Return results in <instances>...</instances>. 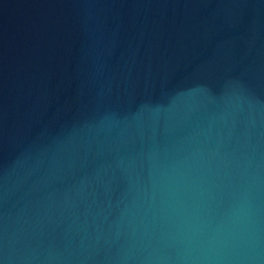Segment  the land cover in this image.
<instances>
[{
	"label": "water",
	"instance_id": "obj_1",
	"mask_svg": "<svg viewBox=\"0 0 264 264\" xmlns=\"http://www.w3.org/2000/svg\"><path fill=\"white\" fill-rule=\"evenodd\" d=\"M0 264H264V0H0Z\"/></svg>",
	"mask_w": 264,
	"mask_h": 264
}]
</instances>
